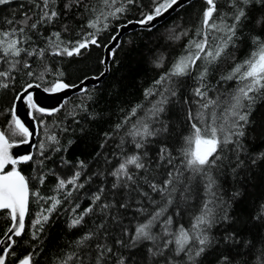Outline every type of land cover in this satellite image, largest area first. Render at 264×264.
<instances>
[{"label":"snow or ice","instance_id":"obj_1","mask_svg":"<svg viewBox=\"0 0 264 264\" xmlns=\"http://www.w3.org/2000/svg\"><path fill=\"white\" fill-rule=\"evenodd\" d=\"M28 2L39 9L38 13L30 14L29 11H24L19 19L14 16L6 20L8 28H0V61L9 65L8 70H0V78H2L0 88L8 87L6 81L14 79L13 72L24 71L30 81L34 82L23 85L15 100H23L35 112L52 116L58 113L60 108L48 110L38 107L33 93L29 90L42 87L46 83V76L54 74L57 78L51 82L50 87H44L45 92L58 93L69 88H79L80 92L86 93L87 89L82 85L87 77L80 81V85L64 82L62 78L65 73L52 69L45 61L46 54L81 56L84 50L94 45L106 48L114 58L117 50L122 46L119 28H126L128 25L119 26L116 33L111 36L112 47H109L107 44H101L99 40V34L110 27L109 20L119 19L131 7L140 9L147 7L146 11L141 10L140 19L129 21L128 24H135L142 31L153 33L157 21L163 20L165 15H170L171 12L184 8L187 0H151L150 6L143 5L140 0H101L103 7L91 9L94 19H89L86 25L92 31L84 32L78 40L67 42L62 39L61 32H53L48 37H41L47 41L44 48L32 47L30 43L32 36L28 32L39 33L41 27L52 24L62 13L55 7L57 0H28ZM10 3L12 0H0V5ZM226 3L230 11L220 12L217 0H205L207 6L202 11L200 25L195 35L184 46V53L173 62L168 71L153 82L154 89L145 90V97L159 98L148 109L145 117L138 119L126 132L138 151L125 156L118 166L107 174L99 173L114 178L111 185L113 190L111 200L105 195L108 190L100 187L90 194L91 203L88 207L77 211L81 206L76 203L71 208L69 229L85 226L88 217H98V219H93L91 227L74 242L76 251L67 254L59 264H69L70 261H74L75 264H107V256L113 252L111 246L113 242L109 238L114 228L120 230L114 241L116 245L135 248L148 242L150 246L147 251L150 257L154 261L159 258L156 264H202L201 257L217 242L211 235V229L221 221L230 220L225 209V201L220 195L219 179L227 169L230 168L235 174L238 169L245 166V161L241 159V154L244 152L241 138L245 135L244 128L250 123L255 105L258 101L264 100V38H262L264 12L254 19L250 12V9L257 5L264 8V0H226ZM80 7L88 10L85 0H65L63 4L65 14ZM34 15L38 17L35 20H33ZM179 28L178 23L169 28L165 35H158L157 40L178 41L182 36L189 35L187 28L178 32ZM257 28L260 32L251 34ZM70 30L69 25L65 24L63 31ZM131 43L130 40L129 44ZM245 43L250 44L252 51L245 59L238 60L237 53ZM26 57H36L39 61L38 66L33 67ZM164 61L165 57L161 54L153 63L156 68H162ZM101 63L108 67L107 59L102 60ZM221 66H227L228 70L226 74L219 76L217 85L213 89L211 77ZM192 74H195L197 82L193 95L199 98L196 101L199 110L195 117L190 111L188 119L198 122L191 123L192 132L185 137L187 147L182 149L183 158L180 162L177 164L168 149L162 147L153 168L152 162L146 160L148 152L144 149L147 141L161 132L168 131V126L160 117L178 96L180 84L176 78ZM103 75L104 72L95 79L99 80ZM230 82H235L234 86ZM225 85L229 87H224ZM213 90L217 93L215 98L209 95ZM86 98L95 102L92 95H87ZM184 102L188 103L187 99ZM141 107V105L133 107L124 121L116 125V131L127 124L131 117L136 116ZM76 108L88 112L86 104H78ZM71 115L74 122L79 124L80 121L75 119L78 113L74 111ZM89 118L95 119V114H89ZM40 123L43 124V121ZM155 124H160V127H154ZM9 125L6 130L0 131V210H8L12 225L5 233L7 242L0 239V245L3 246L0 249V264H6V257L14 254V247L18 242L16 238H21L25 234V217L30 195L36 196L38 201H44L48 205L41 207V211L32 222L35 231L31 233V239L37 240L39 233L43 232L44 226L50 222L52 214L58 210V207L68 201L74 192H79L85 187V183L79 181L83 175L82 170L88 167L83 161H79L76 166L78 170L70 177L57 178L56 192L60 196L42 197L39 192H31L28 181L20 174L16 165L32 160L33 157L26 155L14 159L9 154V149L13 146V137L22 136L24 140L21 142L26 143L27 138L32 134L17 117L15 104ZM63 130L68 131L67 128ZM104 135L106 139L111 138L110 133ZM47 141L50 145H57L52 151H61L60 141L55 134L48 135ZM71 143L72 141H69V144ZM123 144L124 139L121 138L118 147ZM101 147L104 145L102 144ZM40 148L43 156L47 150L46 145L42 143ZM49 158L45 156V159ZM257 159H264V152L259 153L252 163L255 164ZM39 163L43 164V161ZM9 165L11 170L5 171ZM130 166L135 171H131ZM37 178L43 184L46 175L41 173ZM87 179L91 180L92 177L89 176ZM145 188L148 190L146 191ZM201 190L203 198L197 212L192 216L191 227L185 228L180 225L173 228V216L166 215L169 208L174 207L175 215L182 216L194 199H201ZM154 195L159 196V200L155 199ZM234 195L238 196L239 193ZM116 197L121 199L118 200ZM133 201L136 204L135 211L146 218L143 222L137 223L134 231L130 232L123 223V214L120 210L127 212L132 207ZM145 201L155 210L149 212L145 207ZM157 227L160 229L159 232L154 231ZM124 237H128V240L126 241ZM232 238L233 234H229L225 240ZM33 255V252H29L19 260V264H33ZM228 261V257L222 258L223 264H227ZM117 264H125L122 256ZM261 264H264V258Z\"/></svg>","mask_w":264,"mask_h":264},{"label":"trees","instance_id":"obj_2","mask_svg":"<svg viewBox=\"0 0 264 264\" xmlns=\"http://www.w3.org/2000/svg\"><path fill=\"white\" fill-rule=\"evenodd\" d=\"M64 2L65 0H57L55 5L57 10L62 13L58 20L41 27L39 33L28 32L32 36L30 42L32 47H46L47 41L41 37H48L53 32H61L62 39L67 42L78 40L84 32L92 31L86 25L89 19H94L91 9L103 7L101 0H85L88 10L84 7L74 8L68 14L64 13ZM140 3L150 6L151 0H140ZM217 4L220 12L230 11L226 0H217ZM22 5L23 7H21ZM206 6L205 0H192L184 8L177 10L178 12L176 11L157 25L153 33L139 29L124 34L120 39L122 46L117 50L115 57H111L107 75L100 83L89 86L86 93L72 95L63 103V107H59L60 111L52 116L31 109L38 129L32 153L33 159L16 165V168L28 181L30 191L39 192L42 197L60 196L56 192L57 178L70 177L78 170L76 166L79 161H83L88 166L82 170L83 175L79 181L85 183V187L79 192H74L68 201L58 207V210L52 214L50 222L44 226L43 232L39 233L37 240L31 239V233L35 231L32 228V222L37 213L41 211V207L48 205L44 201H38L36 196L30 195L25 218V234L21 238H16L18 242L14 247V254L6 257V264H19V260L29 252L34 253L33 264H59V261L67 254L76 251L74 242L91 227L93 219H98V217H88L85 226L69 229L68 223L72 216L71 208L76 203L81 206L77 211L88 207L91 203L90 194L100 187H105L108 190L105 195L109 200L113 198L111 185L114 178L111 175L102 176L99 173L107 174L118 166L125 156L138 151L132 143V138L127 136L126 132L138 119L145 117L148 109L159 98L158 96L145 97V90L154 89L153 82L168 71L173 62L184 53V46L195 35L200 25L202 11ZM141 10L146 11L147 7L144 9L131 7L119 19L109 20L108 30L99 34L100 43L107 44L120 24L130 19H140ZM24 11H29L32 14L38 13L39 9H36L28 0H12L10 4L0 5V28H8L6 20L12 19L14 16L19 19ZM250 12L254 19L258 14L264 12V8L257 5L252 7ZM37 18V16H33V20ZM178 23L180 28L177 31L187 28L188 36H182L178 41L157 40L158 35H165L169 28ZM65 24L69 25L71 29L69 32L63 31ZM258 32L260 29L257 28L251 34ZM130 40L131 44H129ZM27 46L25 45V47ZM103 48L93 45L84 50L83 55L73 57L46 54L45 61L52 69L65 73L62 78L64 82L74 84L86 76H96L103 71L104 65L101 63ZM251 51L250 44L245 43L237 53V59H245ZM161 54L165 57L164 66L156 68L153 61ZM27 59L33 64V67L38 66L39 61L36 57ZM8 67L7 63L0 61V70L6 71ZM227 70V66H221L212 75L213 89L217 85L219 76L226 74ZM12 75L14 79L6 81L8 87L0 88L1 131L10 126L12 105L17 93L26 83L34 82L30 81L22 70L15 71ZM56 78L54 74L46 76V83L42 88L50 87L51 82ZM176 79L180 84L178 96L160 117L161 121L168 126V131L149 138L146 149H144L148 152L146 160L152 162L153 168H155L154 162L157 161L162 147L168 149L177 164L180 162L183 158L182 149L187 147L185 137L191 135L192 132L191 123L198 122L188 119L190 111L195 117L199 110V105L196 103L199 98L193 95V89L197 84L195 74ZM234 83L230 82L233 86ZM224 87H229V85ZM87 95H92L95 102L88 101ZM209 95L215 98L217 93L213 90ZM185 99L188 103L184 102ZM78 104H86L88 112L76 108ZM137 105L142 106L138 109L137 115L131 117L127 124L116 131V125L122 123L130 110ZM74 111L78 113L75 119L80 121L79 124L74 122L71 115ZM217 111L219 112V109ZM89 114H95V119L89 118ZM40 121H43V124ZM154 127H160V124H155ZM64 128H67L68 131H64ZM244 132L245 135L241 138L244 147L241 159L245 161V166L238 169L235 174L229 168L219 179L220 195L225 201V209L230 220L221 221L211 229V235L217 242L201 257L202 264H223L222 258L225 256L229 258L227 264H261V260L264 258V159H257L255 164L252 163L259 153L264 152V100L258 101L255 105L250 123L245 126ZM105 133H110L111 138L106 139ZM50 134H55L59 139L61 151H52V148L57 145H50L47 141V136ZM121 138L124 139V144L118 147L121 144ZM22 139L24 137L16 136L12 138V141ZM69 141L72 143L69 144ZM42 143L47 148L43 156L40 148ZM102 144L104 147H101ZM45 156L50 158L45 159ZM40 161H43V164H40ZM130 170L135 171L131 166ZM41 173L46 175L43 184L37 178ZM89 176L92 177L91 180L87 179ZM69 187L71 186L69 185ZM145 190L148 189L145 188ZM234 193H239V195L235 196ZM154 198L159 200V196L154 195ZM202 198L201 190V199H194L182 216L175 215L174 207L169 208L166 215L173 216V228L180 225L185 228L191 227L192 216L200 207ZM116 199L119 200L121 197H116ZM145 207L149 209V212L155 210L147 201H145ZM135 208L136 204L133 201L132 207L127 212H124L123 209L120 210L123 214V223L130 232L134 231L137 223L143 222L146 218L137 213ZM10 221L8 210L0 211V238L8 229ZM119 231L114 228L109 238L113 242L111 245L113 252L107 256V264H117L121 256L124 258L125 264H156L159 258L154 261L150 257L147 251L150 246L148 242L135 248L116 245L114 241L119 235ZM154 231L159 232L160 229L157 227ZM229 234H233V238L226 241L225 237ZM124 239L127 241L128 237H124ZM69 264H75V262L70 261Z\"/></svg>","mask_w":264,"mask_h":264},{"label":"water","instance_id":"obj_3","mask_svg":"<svg viewBox=\"0 0 264 264\" xmlns=\"http://www.w3.org/2000/svg\"><path fill=\"white\" fill-rule=\"evenodd\" d=\"M191 1L192 0H187L186 4H188ZM175 12L176 11L171 12L170 15H172ZM170 15H165L163 20L157 21L156 26L159 25L160 23H162L164 20H166ZM129 21H136V19H130V20H127L126 22L120 24V25H128L126 28H119L120 25L117 27V29L119 28V31L121 33L120 39L122 38V36L124 34H127V33H130L132 31L140 29L135 24H128ZM107 45H109V47H112V44H110V40L108 41ZM105 59L108 60V64H109L111 56H110L109 52L107 51V49L103 48V60H105ZM103 65H104V69L102 72H104L105 75L101 76L99 80H96L95 77L100 76V74L102 72L96 76H93V75L86 76L87 79L84 81V85H82V87H85L87 89L89 86L97 85L98 83H100L104 79V77L107 75L108 67H106L105 64H103ZM84 78H82L81 80H84ZM80 81H78L74 84H70V85H80ZM29 91H31L33 93L34 100H35L37 106L42 107L44 109H48V110L59 108L72 95L82 93V92H80L79 88H69L66 90H62L58 93L45 92L44 88H42V87H40V88L34 87V88L30 89ZM14 104H15V108H16L17 117L29 129V132L32 133L27 138L26 143L21 142L24 139L19 140V141H12L13 146L9 149V154L12 155L14 159H19L20 157L26 156V155L32 156L33 149H34V146L36 143L37 125H36V121H35V118L33 116L32 110L27 106L26 103H24L23 100H15L14 99L13 105ZM13 105H12V109H13ZM30 113H31V115H30ZM26 162H21V163H26ZM9 167H10V165L6 167L5 171H10L11 169H9ZM18 171L20 172V170H18ZM20 174L23 175L21 172H20ZM0 211H2V210H0ZM10 220H11V218H10ZM11 225H12V220L10 221L9 227ZM7 230H6V232H7ZM5 233L0 239H3L7 242V238L5 236ZM2 247L3 246L0 245V249H2Z\"/></svg>","mask_w":264,"mask_h":264},{"label":"bare ground","instance_id":"obj_4","mask_svg":"<svg viewBox=\"0 0 264 264\" xmlns=\"http://www.w3.org/2000/svg\"><path fill=\"white\" fill-rule=\"evenodd\" d=\"M204 7V6H203ZM178 12V11H177ZM71 100V99H70ZM38 130V129H37Z\"/></svg>","mask_w":264,"mask_h":264},{"label":"rangeland","instance_id":"obj_5","mask_svg":"<svg viewBox=\"0 0 264 264\" xmlns=\"http://www.w3.org/2000/svg\"><path fill=\"white\" fill-rule=\"evenodd\" d=\"M36 218V217H35Z\"/></svg>","mask_w":264,"mask_h":264}]
</instances>
